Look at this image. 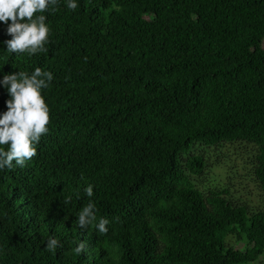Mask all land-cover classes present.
I'll list each match as a JSON object with an SVG mask.
<instances>
[{
    "label": "trees",
    "instance_id": "16d2710c",
    "mask_svg": "<svg viewBox=\"0 0 264 264\" xmlns=\"http://www.w3.org/2000/svg\"><path fill=\"white\" fill-rule=\"evenodd\" d=\"M48 21L32 57L0 27L4 73L54 74L37 156L0 173V264H259L264 211L205 185L194 150L253 145L264 192V0H61ZM89 199L106 235L77 225Z\"/></svg>",
    "mask_w": 264,
    "mask_h": 264
},
{
    "label": "clouds",
    "instance_id": "9594fccd",
    "mask_svg": "<svg viewBox=\"0 0 264 264\" xmlns=\"http://www.w3.org/2000/svg\"><path fill=\"white\" fill-rule=\"evenodd\" d=\"M60 3L61 0H0V27L10 37L2 42L6 52L28 57L46 53L51 33L48 15L58 11ZM64 3L70 11L78 8V0H64ZM0 77V88H3L8 97L4 101L6 110L0 112L2 173L5 170L14 171L17 167L23 169L37 156L41 137L50 131V107L43 93L52 86L54 74L41 67H35L30 72L4 73L3 67H0ZM93 188L92 184H87L83 188L84 194L89 198L93 197ZM75 195L79 198L80 193ZM72 199L73 195L69 194L64 203L69 204ZM76 221L80 229L92 226L100 234L106 235L109 232L110 221L106 218L98 220L96 205L91 199L78 212ZM61 246L57 237L50 236L44 250L55 254ZM74 251L81 255L86 251V243L79 242Z\"/></svg>",
    "mask_w": 264,
    "mask_h": 264
},
{
    "label": "rangeland",
    "instance_id": "374dc122",
    "mask_svg": "<svg viewBox=\"0 0 264 264\" xmlns=\"http://www.w3.org/2000/svg\"><path fill=\"white\" fill-rule=\"evenodd\" d=\"M194 151H201L207 161L202 179L205 185L228 191L233 202L244 204L250 211H264V192L253 177V145L236 142ZM225 241L236 249L243 247L233 236ZM259 264H264V257Z\"/></svg>",
    "mask_w": 264,
    "mask_h": 264
}]
</instances>
